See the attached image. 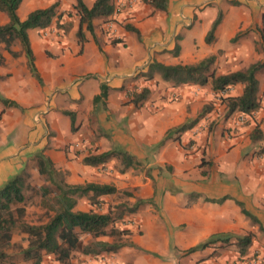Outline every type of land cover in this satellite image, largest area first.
<instances>
[{
    "label": "crops",
    "instance_id": "crops-1",
    "mask_svg": "<svg viewBox=\"0 0 264 264\" xmlns=\"http://www.w3.org/2000/svg\"><path fill=\"white\" fill-rule=\"evenodd\" d=\"M84 2L92 8L96 0L92 6ZM25 4L26 0L18 11L22 20L37 10H29ZM75 4V0H63L60 12L74 11ZM115 4L119 11L110 18L112 22L105 24L106 31L100 27L101 19L95 20V33L85 31L83 44L77 37L80 19L76 14L64 17V23L68 24L65 30L57 29L54 24L39 30L36 37L35 30L29 32L42 83L29 66L18 70L14 60V69L10 71L14 76L9 81L14 90H6V67L0 64V93L21 107L12 109L15 118L9 117L12 115L5 107L1 111L0 135L8 131L14 138L9 145L5 137L0 138V188L25 170L27 162L34 160L37 153L44 152L58 170L68 172L69 184H108L115 186L117 193L139 188L136 198L156 200L153 202L166 219H172L179 229L187 228L195 233L198 239L189 244L183 242L185 249L201 245L216 234L242 231L247 217L238 203L264 227V157L258 159L259 153L254 155L250 151L264 148V141L252 142L250 138L255 121L260 123L264 118V109L255 119H250L248 126H239L234 131L233 118L237 114L228 116L226 104L218 101L211 85L176 87L160 77L152 82L136 78L155 60L166 65H188L216 55L219 74L246 71L252 65L264 63V0H169L167 11L155 10L138 0H115ZM220 15L222 20L215 40L209 44L207 36ZM0 19V25L9 22L6 14H0ZM117 21L134 26L140 36L127 31ZM114 40L122 42L115 45ZM222 40L230 47L221 48ZM177 45L180 53L174 56ZM1 54L5 59L13 58L6 52ZM23 60L19 58V62ZM262 74L264 68L257 73L259 99L264 107ZM103 83L110 91L107 109L96 117L98 123L110 131L114 142L136 157L141 168L147 165L152 169L151 178L135 177L134 168L121 173V169L114 167H122L116 158L98 167L83 164V159L90 155L86 148L95 146L93 154L109 151L102 141L85 145L80 151L75 144L65 145L68 138L75 143H88L79 135L90 124L93 107L86 110L82 107L101 94ZM137 88V91L151 90L149 99L140 107L130 103L128 94ZM241 89L237 86L225 97L238 95ZM211 103L214 110L193 129L167 139L170 130L197 119ZM66 112L76 116L75 131ZM140 126L145 130L141 131ZM232 127L233 131H226ZM46 131L53 133L52 139ZM249 152L250 157H246ZM36 171L39 174L38 168ZM187 197L193 202L188 203ZM81 206L79 202L77 209L82 210ZM143 212L135 215L144 218L142 214L150 213L149 219L144 218L150 221L147 224L150 229L153 211ZM131 232L125 237L130 238L131 244L126 242L128 245L118 253L81 255V260H73L74 264H169L157 254L155 238L149 231L142 236ZM200 254L198 251L191 256ZM183 259L176 260V264H182ZM214 261L211 258L202 264Z\"/></svg>",
    "mask_w": 264,
    "mask_h": 264
},
{
    "label": "trees",
    "instance_id": "trees-1",
    "mask_svg": "<svg viewBox=\"0 0 264 264\" xmlns=\"http://www.w3.org/2000/svg\"><path fill=\"white\" fill-rule=\"evenodd\" d=\"M74 9L80 19V27L77 34L80 44L85 42V29L92 35L95 33L94 22L97 19H110L118 12L115 0H96L92 8H89L84 0H75ZM145 4L152 6L155 10L167 11L169 0H142ZM24 0H0V14H6L9 22L0 25V43L4 46V52L11 54L14 58L19 57V53L13 49L17 42L22 46L23 52L28 61L31 73L42 83L36 65L35 54L32 48L29 32L31 30H44L52 27L55 23H61L59 15V4L55 3L48 8L37 9L31 12L27 19L22 20L18 11ZM222 15L219 16L212 30L207 36V42L213 43L215 32L221 23ZM127 31L135 32L140 36V31L134 26L123 22H118ZM62 27V26H61ZM65 27V25H63ZM120 40L112 41V44L121 43ZM180 47L177 45L173 51L174 56H178ZM3 57V56H2ZM218 56L212 55L196 64L188 65H166L159 61H153L146 71H141L137 79L143 78L152 82L160 77L165 82L178 86H212L213 91L218 93L227 92L232 87L241 86V92L235 96L223 98V103L228 109V116L242 114L248 118H254L256 113L264 109L259 99L260 82L257 73L264 68V63L252 65L246 71H237L229 74H219L216 68ZM145 70V69H144ZM109 87L101 85V94L94 99V109L96 116L100 111L107 109L109 97ZM151 95L149 88H143L141 92H135L130 103L140 107ZM4 107L11 109H21L20 105L12 100L1 98ZM214 110L213 103L205 106L197 119L189 121L180 127L174 128L167 133V139L175 134L185 133L193 129L206 115ZM72 120L73 130L75 128V114L66 112ZM264 118L260 123H255V129L251 134V141H264ZM121 162V173H125L130 168H138L141 163L136 157L126 150L118 149L107 151L101 154H90L83 159V164L91 167H98L109 163L112 159ZM39 174L45 178L46 185L40 187L42 203L53 212L48 222L40 225L30 224L25 221L27 206L30 201L27 198V190L30 186L27 183L26 172L23 170L19 175L9 180L0 188V258L6 257V247L10 246L15 237H21L23 243L28 247L24 249V261L30 264H45L51 258L55 264H74V256L79 253L87 257H94L103 254H115L128 244L122 239L132 234L129 229H119L115 225L119 219L127 213L136 214L141 205L139 201L133 207H125L118 217H114L111 212H101L104 204L103 198L117 194L118 190L113 185L87 183L85 185H72L67 181L68 172L58 170L53 161L44 152H39L34 156ZM24 172V173H23ZM82 199H88L91 208L89 210H79L78 205ZM225 199H223L224 201ZM223 201H217L222 203ZM246 217L255 224L264 227L261 221L249 213L242 203H238ZM83 235L90 236V241L84 243ZM114 237V242L101 240L103 237ZM236 246L241 255H246L252 245L253 236L246 235L235 237ZM232 235H213L205 243L193 247L189 253L205 251L218 242L228 243Z\"/></svg>",
    "mask_w": 264,
    "mask_h": 264
},
{
    "label": "rangeland",
    "instance_id": "rangeland-1",
    "mask_svg": "<svg viewBox=\"0 0 264 264\" xmlns=\"http://www.w3.org/2000/svg\"><path fill=\"white\" fill-rule=\"evenodd\" d=\"M86 1H88V3H91V5H89V6H92V4L94 2V0H86ZM62 2H63V0H26L25 7L29 10L30 9H40V8H44L45 6H48L50 4L53 5L55 3H58L59 4V8H58L59 15H61V23H63V24H60V22H57V23H55L54 27H56L57 29L65 30L68 24L64 23V20H63L64 17L65 18L67 16L73 17L75 14L77 15V12L74 8L73 9L75 12L74 11L60 12V6H61ZM138 2L145 4L142 0H138ZM30 4H32V5H30ZM118 11H119V8H118ZM1 22H2V20L0 19V23ZM110 22H112V21H110V19H101L100 27L103 29L104 32L106 31L105 27H104L105 24H108ZM63 25H65V27H63ZM85 31H86V29H85ZM86 32H88V31H86ZM33 35H34V37L38 36L39 30H35L33 32ZM220 46L223 49H227L230 47L229 44L227 43V41L225 43L224 40H222ZM13 49L15 52L19 53V57L14 58L11 55L13 58L5 59L2 57V54H1L2 52H4V46H3V44L0 43V59H1L0 64H2V65L5 64V67H6L5 72L7 74L6 80L8 83H6V87H5L6 90H10V88H11V90H14V88H12V84L11 83L9 84V81H12L11 78L14 76L13 74H10V71H12L14 69L15 62L17 61L16 68L20 71L22 69H25L26 66L28 67V61H27V58L25 56V53L23 52V49H22V46L20 45V43L17 42L16 44H14ZM19 58H24L23 62H19ZM14 60H16V61H14ZM263 76H264V74L261 75V78H263ZM2 83H4V80L2 81ZM14 85H15V83H14ZM234 89H235V87H232L227 92L218 93V98H217L218 101H223V98L225 97V95L228 92H233ZM137 90H139V88L135 89V91L132 90V91H130V93H128L130 100L133 98V95L135 92H141V90L140 91H137ZM2 97L3 96L0 93V118L2 117L1 111L4 107V105L1 103ZM92 107H93V111H92V116L90 118L91 122H90V124H87L86 129L81 131V134L79 135L80 138H83V137L86 138L88 143L87 144H85V142L82 143L83 142L82 140H81L82 141L81 143H75L72 138H68L67 143L65 145L68 146L70 144H75V146H77V148H78V151H80V149L82 150L85 147V145L87 146L89 144L90 145L91 144H98L99 142L102 141L104 143V145L109 147V151H112L113 149L114 150H118V149L125 150L126 148L123 145H120V144L114 142L110 131L108 129L104 128L102 126V124L100 125L98 123L97 118H96L97 116L95 114V109H94V100L90 104L83 105L82 108H83V110H86L87 108H92ZM7 113H10L12 115L9 117L15 118V116H16L14 114V111H12L11 108H7ZM258 113H261V111ZM238 115H240V114H237L235 116V118H233L234 127H235L234 131H238L240 127H246L250 124L251 118H248L246 123H244V124H237V118H238L237 116ZM256 116H257V113H256L255 117ZM255 117L252 119H255ZM69 118H70V116H69ZM75 121H76V118H75ZM255 123H259V122L255 121ZM142 124L145 125L144 123H142ZM126 128H127V126L125 127V129ZM139 128L141 131L145 130L144 126H140ZM210 128H211V130H213V126H210ZM233 129L234 128L232 127V128L227 129L226 131H233ZM73 131H75V129ZM46 135L49 139L53 138V133L51 131H46ZM3 137H5L6 145H9V144H11V142L14 138V134L12 132L6 131L4 135H0V138H3ZM257 149L258 150H255L253 148L250 151L251 152L253 151L252 153L255 152L254 155L259 153L257 155L258 159L263 158L264 157V148L263 149L257 148ZM86 150H89L90 154H93L94 150H95V146H93L92 148L88 147V148H86ZM251 152H249L246 155V157H248V156L250 157ZM114 167H116L117 169H122V167H119L117 165H114ZM36 169H37V164H36L35 160L32 159L29 162H27L26 169L24 172H26L25 175L27 176V183L30 186V189L27 190V194H26L30 203L27 206V214L25 217V221L30 223V224L40 225V224H44V223L48 222L49 217L53 215V212L51 210H49L48 207L42 203V200H41L42 198L40 195V187H43L44 185H46L45 184L46 181H45V178L43 176L38 174ZM164 170H167V172L171 173V170H168L167 167H165ZM152 172H153L152 169L146 165L143 168H141V166L136 168L135 171H132V174L135 177L143 176L144 180H146L145 179L146 177L147 178L152 177ZM138 189L139 188H133V189L129 188V190H123V191H120L119 193H117L111 197L105 198L103 200L104 204L102 206L101 212H104V213L111 212L114 217H118L119 215H121L122 212L127 211V209L125 207H133L139 201H141V203H143V204L141 205L138 212L141 213L144 211L143 213H145V211L147 209H151L153 211L152 216H150L151 224L153 225L152 228L148 229L147 224H149L150 221L146 220V219H149L150 213L142 214L143 217L146 219L137 218V216L135 214H128L127 213L123 218L118 220L115 227L119 228L121 230L122 229H129V230L133 231V233H136L137 235H141V236L146 234V231H149L151 233L150 235H152L155 238L154 243L156 244L155 246H156L157 250L159 251L157 254L159 256H161V258L167 259L169 264H176V260L182 259V258H184L182 260V264H196V263L202 264L205 261L211 260V258H213L215 260L214 263H211V264H264V231L261 230L260 225L255 224L248 217L246 219L245 226L242 227V231H229V232L222 234V235H224V234L232 235V239L230 242H228V243L218 242L217 244H214L216 246L213 245L212 247H210L206 251H199L202 253V254H200V256H191L195 253H189V250L191 248L185 249L182 246V244H183V242H186V244H189L190 242H192L191 240L198 239V237H196L195 233L193 231H188L187 228H184L183 230L179 229L178 225L174 224L172 219H170L169 217H168L169 219H166L162 214V210L158 207L157 204H155L153 202V201L156 202V200L143 201V200L136 198L135 193L139 192ZM81 201H80V203L82 205L81 206L82 210H89L91 208V205H90V202L88 201V199H82ZM187 201H188V203L193 202V200L189 197H187ZM88 205H90V208L88 207ZM151 231H153V232H151ZM161 231H163L166 235L167 244H165V240H163L164 234ZM180 235L182 237H180ZM216 235H221V234H216ZM246 235H252L253 236V245H252L250 251L246 255H241L238 247L236 246L237 241H236L235 237H243ZM90 238L91 237L88 235L82 236V240L84 243H88L90 241ZM210 239H211V237L208 238L207 241ZM101 240L106 241V242H114L116 239L114 237L108 236V237L101 238ZM122 240L124 242H127L128 244H131L130 238H123ZM27 247H28V244L23 243L21 237H18V236L15 237V241L12 242V244L10 246L6 247V257L3 259L0 258V264H30V263H26V261H24V257H23L24 256L23 251ZM182 254H183V257H182ZM80 258H81V254H79V253L75 254L74 260H81ZM46 259H47V261H46L47 264L48 263L52 264L54 262L53 260H50V258H46Z\"/></svg>",
    "mask_w": 264,
    "mask_h": 264
},
{
    "label": "built area",
    "instance_id": "built-area-1",
    "mask_svg": "<svg viewBox=\"0 0 264 264\" xmlns=\"http://www.w3.org/2000/svg\"><path fill=\"white\" fill-rule=\"evenodd\" d=\"M237 117V124H244L248 119V116L242 114L238 115Z\"/></svg>",
    "mask_w": 264,
    "mask_h": 264
}]
</instances>
